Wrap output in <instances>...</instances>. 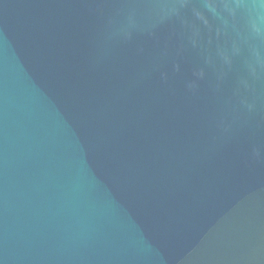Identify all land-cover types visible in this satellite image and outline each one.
Instances as JSON below:
<instances>
[{"label":"water","instance_id":"water-1","mask_svg":"<svg viewBox=\"0 0 264 264\" xmlns=\"http://www.w3.org/2000/svg\"><path fill=\"white\" fill-rule=\"evenodd\" d=\"M0 264H264V0H0Z\"/></svg>","mask_w":264,"mask_h":264}]
</instances>
